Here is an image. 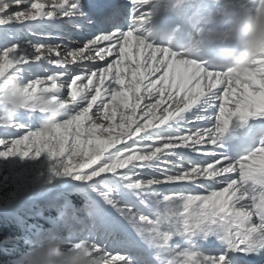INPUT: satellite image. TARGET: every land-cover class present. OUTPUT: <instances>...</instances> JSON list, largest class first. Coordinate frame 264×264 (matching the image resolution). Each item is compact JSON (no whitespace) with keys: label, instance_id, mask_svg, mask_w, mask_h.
Returning a JSON list of instances; mask_svg holds the SVG:
<instances>
[{"label":"snow or ice","instance_id":"obj_1","mask_svg":"<svg viewBox=\"0 0 264 264\" xmlns=\"http://www.w3.org/2000/svg\"><path fill=\"white\" fill-rule=\"evenodd\" d=\"M147 3L130 0L124 9L111 0H95L89 6L95 23L86 28L77 25V38L62 44L32 42L13 25L82 17L77 0H0V79L10 75L19 80L26 97L24 121L0 123V159L46 153L64 175L71 173L97 185L119 176L131 179L152 165L161 175L140 181L139 189L148 192L155 184L178 189L167 199L181 202L185 234L218 228L226 242L219 255L182 252L183 264H227L233 249L253 255L248 249L260 242L259 233L264 232V144L238 161L215 155L213 149L218 133L233 117L264 114V46L238 75L205 69L140 38L137 26ZM41 91L71 101L62 104L66 118L51 130L33 127L30 121L37 111L32 101ZM205 102L218 107L215 128L207 127L203 122L208 117L197 112L183 134L143 139ZM121 195L131 200L132 193ZM107 204L101 198L89 207V224L117 231L121 225L106 212ZM115 207L141 225L156 223L147 215H136L129 204ZM123 213L117 215L123 218ZM128 228L135 239L126 247L143 244L131 224ZM168 239L170 234H165L164 240ZM81 246L112 264H131L127 251H111L95 240L69 242L68 248Z\"/></svg>","mask_w":264,"mask_h":264},{"label":"rangeland","instance_id":"obj_2","mask_svg":"<svg viewBox=\"0 0 264 264\" xmlns=\"http://www.w3.org/2000/svg\"><path fill=\"white\" fill-rule=\"evenodd\" d=\"M126 1L128 3L123 5L124 3L118 0L119 5L124 9L127 5L130 7V0ZM231 1H236L238 4V6L235 5L236 8L244 9V0ZM77 3L81 5L80 0H77ZM83 3L85 4L84 1ZM159 3H161L159 0H148V3L143 6L144 19L137 26L140 38L154 47L168 48L181 58L194 60L205 68L207 64H201L204 59L199 54L198 45L193 38L174 33L175 26L170 29L169 33H165L167 30H164L162 34L153 28L155 23L153 25L151 23L153 17L157 16ZM81 8L82 17H74L71 21L65 22L57 18L51 21H33L27 26L17 24L13 27L23 31L24 37L32 42L70 43L77 38V25L86 28L90 27L91 23H95L84 5H81ZM254 8L255 6L253 11ZM164 19H169V15ZM29 30L34 31L35 34L31 35ZM49 36L52 40H48ZM179 37H182L180 42L190 48V55H181L177 48L168 45V39H175L178 42ZM218 111L214 103L207 105L205 102L169 124L151 130L150 134L143 139L151 140L154 136L181 135L188 128L187 122L193 119L197 112L208 117L203 122L207 127L215 128L219 125ZM16 119L24 121V111ZM30 121L33 127H38L39 116L32 114ZM255 127L257 128V125L253 124L252 128ZM227 128L218 133L220 142L213 149V152L222 158H228L227 148L229 146L227 141L224 145L223 140L224 135L225 137L230 136V133L226 134ZM257 133L254 135L256 141L233 161L240 160L264 144V129ZM232 139L230 138L229 142ZM239 149L241 148L237 150ZM229 152L234 153L231 149ZM160 175L161 171L158 168L149 165L138 173H133L131 179L127 175L119 176L116 180L102 181L101 185H97L90 181L77 179L71 173L64 175L60 165L49 159L46 153L38 158L29 156L23 159L19 157L0 159V264H19V256L52 237L58 239L67 248L69 242L84 239L95 240L111 251H127L132 258L131 264H160V259L163 258L183 264V258L180 256L182 252H195L200 256L216 255L196 249V245L213 238L212 233L216 228L208 232L197 229L194 233L185 234L183 217L180 215L181 202L177 200L175 203H170L167 199L172 191H178V189L159 184L153 185L152 190L148 192L139 189L140 181H148ZM133 184L136 187H133ZM121 193H132L131 200L124 199ZM141 193L147 197L146 200L141 198ZM101 198L108 201L105 205L106 212L121 225L117 231H109L89 224V207L96 206ZM117 203L129 204L135 209L136 215H147L156 223L141 225L134 216L123 213L122 208H116ZM142 205L146 206L142 207ZM117 213H123V218ZM77 220L83 223H77ZM255 223L258 224L257 221ZM128 224H131L135 232L139 233L143 241V244H138V247H126L130 239H135V234L128 228ZM165 234H170V239L164 240ZM222 251L224 249H221L219 253ZM227 264H235V261L228 259ZM260 264H264V258Z\"/></svg>","mask_w":264,"mask_h":264},{"label":"clouds","instance_id":"obj_3","mask_svg":"<svg viewBox=\"0 0 264 264\" xmlns=\"http://www.w3.org/2000/svg\"><path fill=\"white\" fill-rule=\"evenodd\" d=\"M208 20L212 22L214 17L209 16ZM225 22L234 32L237 48L224 52L220 71L238 75L250 65L257 49L264 46V40L257 39L264 37V0H255L254 11L246 18ZM167 43L177 48L181 55L191 54L188 46L175 39L170 38ZM24 87V84L10 75L0 79V123L11 124L25 110ZM70 102L54 98L50 92L37 93L32 103L37 109L33 114L39 116L38 127L51 130L61 123L66 118L62 104ZM18 259L19 264H112L103 255L92 253L88 246L69 249L55 237L24 252Z\"/></svg>","mask_w":264,"mask_h":264},{"label":"bare ground","instance_id":"obj_4","mask_svg":"<svg viewBox=\"0 0 264 264\" xmlns=\"http://www.w3.org/2000/svg\"><path fill=\"white\" fill-rule=\"evenodd\" d=\"M80 1H81V5H85V4L91 5L95 2V0H80ZM83 1L85 2V4L83 3ZM121 1H122L121 3H124L123 5L128 3V1L126 0L125 1L121 0ZM159 1H161V3H159V9L157 10V18H155V16L153 17V22L151 23V25H153L154 23H156L157 25L161 24V22L166 21L164 18L168 17V15H169V19L167 20H174L177 16L180 17V15H183V13L186 10H191L192 24L198 22L200 30L202 29L211 32L218 42L231 41L233 42L235 47H237V42L235 39L234 32L231 30L230 27H228V24L225 21L229 19L236 20V18L244 19L251 14V12L253 11V7L255 6V1L252 0H244L243 3V5L245 6L244 9L236 8L235 5L238 6V4L236 3V1H231V0H198L195 6L186 5L184 3V0H159ZM111 2L114 3V0H111ZM160 8H162V10ZM209 16L214 17V20L212 22H209L208 20ZM153 28L156 29L155 26ZM196 38L204 52V41H202L199 36H196ZM204 64H207L205 65V68L212 69L211 67L212 61H210L209 59H207L204 62ZM253 124H256L257 128H261L260 126L264 125V114H252L244 119H241L240 117L237 116L231 121V123H229V125L227 126L228 128L226 130V134L230 133V135L233 134L235 135L234 136L235 140L231 144L232 151H237L238 148H243V146L245 144L246 145L249 144L250 141L251 142L256 141L250 135L249 136L246 135L247 131L254 130L256 128V127L252 128ZM239 131L240 133H238ZM219 142L220 140L217 139L215 146H217ZM213 154L216 155L217 153L213 152ZM233 155L236 156L237 154L233 153ZM232 175L235 177L236 174H232ZM257 222L259 223L258 220ZM212 234H213V238L211 240H205L201 244L196 245V249L198 251L200 250L208 251L218 255L220 254L219 251L221 249L225 250L226 242L223 239L222 230L216 228V230ZM259 236H260V242L256 246H254V249H252V247L248 249V251L252 252L253 255L246 256L247 259L263 260L264 232L259 233ZM228 247L231 248L230 242L228 243ZM236 253L239 252L234 249L231 252H229L228 253L229 259L230 260L231 258L235 259ZM242 256L244 255L239 253L238 258ZM160 261H161L160 264L161 263L169 264V261L165 260V258L160 259ZM172 264H180V263L172 262Z\"/></svg>","mask_w":264,"mask_h":264}]
</instances>
